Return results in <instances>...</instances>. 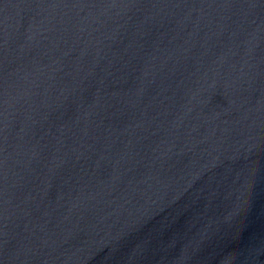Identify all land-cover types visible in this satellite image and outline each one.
I'll use <instances>...</instances> for the list:
<instances>
[{"label": "water", "instance_id": "1", "mask_svg": "<svg viewBox=\"0 0 264 264\" xmlns=\"http://www.w3.org/2000/svg\"><path fill=\"white\" fill-rule=\"evenodd\" d=\"M0 264H264V0H0Z\"/></svg>", "mask_w": 264, "mask_h": 264}]
</instances>
